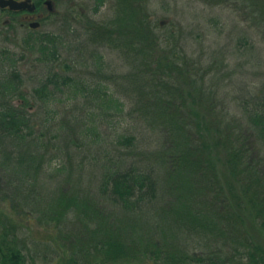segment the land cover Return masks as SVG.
I'll return each mask as SVG.
<instances>
[{
    "label": "trees",
    "instance_id": "trees-1",
    "mask_svg": "<svg viewBox=\"0 0 264 264\" xmlns=\"http://www.w3.org/2000/svg\"><path fill=\"white\" fill-rule=\"evenodd\" d=\"M43 1L34 0L38 9ZM98 1L93 15H83L87 71L64 64L63 37L29 26L25 47L46 65L34 101L24 89L25 52L5 44L6 32L27 22L3 12L12 19L0 21V264H264V46L253 37L258 31L264 42V0H195L230 8L249 24L237 19L233 30L237 69L253 68V81L233 98L239 118L220 109L221 97L230 98L221 88L228 72L221 96L204 86L210 70L227 68L223 57L203 69L184 56L167 32L176 27L155 24L149 0H115L109 20L96 19L106 0ZM159 28L174 46L160 49ZM115 54L133 71L117 73L108 62ZM128 83L138 87L127 94L136 127L113 141L115 157L87 165L81 150L83 162L68 153V168L47 171L60 158L49 155L59 138L49 129L58 126L54 115L38 126L36 114L66 95L82 102L75 109L84 114L96 106L119 122L118 90ZM64 127L69 147L88 126L83 117ZM87 174L94 180L85 182Z\"/></svg>",
    "mask_w": 264,
    "mask_h": 264
},
{
    "label": "rangeland",
    "instance_id": "rangeland-1",
    "mask_svg": "<svg viewBox=\"0 0 264 264\" xmlns=\"http://www.w3.org/2000/svg\"><path fill=\"white\" fill-rule=\"evenodd\" d=\"M44 1L37 14V20H39L41 23L38 33H54L63 37L59 42V50L62 54L64 64L75 66L81 70V72L92 69L90 68L91 66L89 69H87L92 61L88 60V54L87 57L84 55L86 54L84 46H86L87 34L85 32L86 20L83 18V15H93V11L99 4V1L51 0L54 7L52 12H50L48 7L44 5ZM149 1L152 12H155V14H152V19L154 18L153 21L155 24H170V26L174 25L176 27L174 29L173 27L172 29H167V32L173 30L176 33L175 36L180 47L184 46V56H188L191 61H197L203 69L209 68V66L212 65L211 62L213 61V58L215 60V57H223L224 64L227 65V68L222 69L221 66L219 69L215 68L214 71L210 70L212 72L205 76L204 86L209 89L212 87L215 94L221 96L223 93L220 94L218 89L220 88L222 81L224 82L222 76L227 75L226 72H228L229 75L227 81L224 83L227 85V87L221 86V88L225 91H228L230 98L225 99L224 96L221 97V102L219 101L220 109L226 107L231 112V114L239 118L241 116V109L238 108V101L235 99L237 97L239 98L238 92L241 94V89L245 88L246 84H249L253 81V68L250 65H246L247 69H242L243 73L240 72V69H237V64L240 61L237 60V57L239 56H237L234 52L236 45L235 40L233 39L235 35L233 30L235 31L237 19L239 24H241L244 29L248 30L249 24L247 21L241 18H236V14L230 8L225 9V7L221 6L222 8L220 7L212 10L210 5L207 4L206 6V4L196 2L195 0ZM114 2L115 0H106L105 5L101 8V13L97 15L96 19L109 20V18H113L115 11H113L112 6ZM11 19L12 18L9 14L0 12V21L5 23L10 22ZM216 22H219V24L216 25ZM176 24L183 28L184 39H180L181 27H177ZM165 30L166 28H163L160 29V32H158L161 36L160 49L170 48V45L174 46L172 43L174 40H172L170 37L172 41H168L170 38H168V33L164 34ZM29 32H31L29 23H26V25L23 27H21L20 24H14V29L6 32V37L8 40L5 41V44L13 53L19 54L25 52L24 54L26 55V58L20 65L27 81L26 87L24 89L27 95L34 101L35 98L33 97L32 89L36 84H38L39 79L44 76L43 72L46 69V65L45 62L41 61L42 55L38 50L28 51L26 49L24 39L27 37ZM253 35L258 44L264 46V42L260 38L261 36L258 34V31H255ZM222 52L226 54V56H224ZM231 55H233V57ZM113 56L114 57L108 56V62L110 61L112 64H114L115 70L118 71L117 73L124 74L125 72L128 73L132 70L130 67L131 63L125 64L126 60L123 59L122 61L121 57L118 58L117 54ZM247 58H242V62L245 63ZM130 84L131 83L124 84V87H121L118 90V97L121 98V101L124 105L121 107L123 109L122 117L125 116L120 119L119 122L112 119L108 120V118L103 117L99 108H96V106L95 108L87 109L86 114H84L82 110L75 109V105H81L82 102H80L81 104H77L75 101H73V99L66 95L63 97V101L57 103H48L46 111L41 110V112L36 114L35 120L38 126H41L45 116L46 119H48L52 118L53 115L56 116L54 125L58 126V128L49 129L52 134H59V138L55 142L56 148H52V146H50V149L52 150L51 153L49 152V155L58 156L59 154L60 158L53 164H45V169L47 171L53 172L54 170L60 169V167L68 168V163L70 161L67 155L68 153H70L72 156H75V159L73 160H76L77 154L80 155V157L77 159L79 162H83L85 155L82 156L83 151L81 150H84L85 153L89 155L86 157L87 165H89V163L92 161L105 162L108 157H115L116 152L113 150V141L117 138L118 134L125 133L124 131L126 129L131 128L134 131L136 127L134 118H130L128 116L130 114L129 111L134 106V102L130 101L131 99L129 100L131 95L127 94L128 90L131 91L134 89L137 92L138 87H136V85L132 86L133 84ZM32 112L35 114L37 112V108ZM83 117L85 118L86 124L88 126L87 130L85 129L83 131L84 134H82V136H78L79 140L76 141V143L66 147L63 137L65 132V124L67 128L70 124L79 123V119H82ZM60 125H62L61 128H59ZM42 127V132L45 133L48 128H44V126ZM94 127L98 129L97 146L93 144L96 139L95 136H92V134H95L93 131L95 129ZM63 174L65 175L66 173ZM90 178L91 180H94L91 175L87 174L85 182H90ZM91 186H93V181L91 182ZM64 187L68 186L64 185L63 188ZM3 208L4 205L0 203V210L3 211ZM37 264L59 263L55 261L52 263L37 262Z\"/></svg>",
    "mask_w": 264,
    "mask_h": 264
},
{
    "label": "water",
    "instance_id": "water-1",
    "mask_svg": "<svg viewBox=\"0 0 264 264\" xmlns=\"http://www.w3.org/2000/svg\"><path fill=\"white\" fill-rule=\"evenodd\" d=\"M45 5L48 7L49 11H53V2L51 0L46 1ZM0 8L1 9H9L11 11H28L30 13H34L37 9L35 3L32 0H0ZM40 26L39 22H35L31 24V27L36 29Z\"/></svg>",
    "mask_w": 264,
    "mask_h": 264
},
{
    "label": "flooded vegetation",
    "instance_id": "flooded-vegetation-1",
    "mask_svg": "<svg viewBox=\"0 0 264 264\" xmlns=\"http://www.w3.org/2000/svg\"><path fill=\"white\" fill-rule=\"evenodd\" d=\"M19 1H22V0H19ZM46 1H48V0H46ZM46 1H44V5H45V3H46ZM34 2V1H33ZM35 4H36V2H34ZM36 6H37V4H36ZM39 10L40 9H38V7H37V9H36V11L34 12V13H29V12H27V11H17V12H19V13H22V18L27 22V23H29V26L31 27V24L32 23H37V22H39L40 23V21L39 20H37V14H38V12H39ZM7 11H11V10H9V9H1L0 8V12H7ZM41 27V23H40V26L38 27V28H36V29H34V30H38L39 28ZM32 28V27H31ZM32 29V30H33Z\"/></svg>",
    "mask_w": 264,
    "mask_h": 264
}]
</instances>
